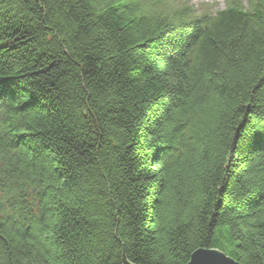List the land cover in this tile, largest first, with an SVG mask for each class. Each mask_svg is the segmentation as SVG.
Here are the masks:
<instances>
[{
  "label": "trees",
  "instance_id": "obj_1",
  "mask_svg": "<svg viewBox=\"0 0 264 264\" xmlns=\"http://www.w3.org/2000/svg\"><path fill=\"white\" fill-rule=\"evenodd\" d=\"M264 264V0H0V264Z\"/></svg>",
  "mask_w": 264,
  "mask_h": 264
},
{
  "label": "water",
  "instance_id": "obj_2",
  "mask_svg": "<svg viewBox=\"0 0 264 264\" xmlns=\"http://www.w3.org/2000/svg\"><path fill=\"white\" fill-rule=\"evenodd\" d=\"M210 260L211 264H240L235 259L227 256L224 252L217 249H199L196 250L190 258L188 264H201V262ZM124 264H131L125 261Z\"/></svg>",
  "mask_w": 264,
  "mask_h": 264
},
{
  "label": "rangeland",
  "instance_id": "obj_3",
  "mask_svg": "<svg viewBox=\"0 0 264 264\" xmlns=\"http://www.w3.org/2000/svg\"><path fill=\"white\" fill-rule=\"evenodd\" d=\"M186 1V0H185ZM191 4L196 7H201L202 5H209L215 9L222 10L226 7L228 0H189ZM245 4L248 3V0H240Z\"/></svg>",
  "mask_w": 264,
  "mask_h": 264
},
{
  "label": "snow or ice",
  "instance_id": "obj_4",
  "mask_svg": "<svg viewBox=\"0 0 264 264\" xmlns=\"http://www.w3.org/2000/svg\"><path fill=\"white\" fill-rule=\"evenodd\" d=\"M201 264H211V262L210 260H206V261L201 262Z\"/></svg>",
  "mask_w": 264,
  "mask_h": 264
}]
</instances>
